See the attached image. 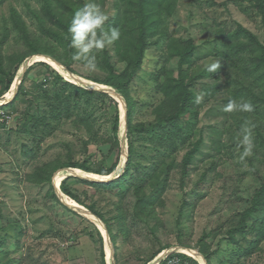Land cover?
Segmentation results:
<instances>
[{
    "label": "rangeland",
    "instance_id": "374dc122",
    "mask_svg": "<svg viewBox=\"0 0 264 264\" xmlns=\"http://www.w3.org/2000/svg\"><path fill=\"white\" fill-rule=\"evenodd\" d=\"M87 2L1 0L0 54L4 57V66L12 70L20 57L30 53L32 46L44 51L51 44L58 50L57 54L64 55L60 39L65 34L57 31L43 10L49 3L53 15L67 16L70 10H77ZM94 2L108 15L106 29L108 23L121 13V8L123 15L128 8L122 0ZM168 3L165 0L160 5L166 31L145 41L142 66L132 75L127 90L135 102L134 123L146 127L156 124L158 110L172 107L167 104L169 96L165 87L177 85L181 79L180 53L188 54L184 84L190 91L188 103L191 107L183 113V120L193 127L190 130L193 135L187 140L189 143L175 153L169 149L167 140L169 131L175 129L171 126L159 128L161 140L143 139L137 143L140 152L146 149L161 154L166 152L165 162L172 164L164 175L169 181L168 188L158 195L160 203L155 206V216L149 221L150 228L157 231L155 236L149 234L150 228L143 230L141 227L144 224L145 228L148 222L145 215L138 226L132 210L125 223L112 224L117 235L115 257L117 254V264H142L139 260L147 262L160 245L173 248L183 244L199 249L203 242L212 254V264H236V259L232 258L236 249L230 232L240 223L243 211L250 206L264 180V78L257 68L261 53L243 33L248 30L264 44L263 16L251 0H171V6ZM117 45L115 42L106 49L115 73L121 74L127 69V63L120 61ZM134 45L138 52L139 45ZM37 60H48L46 62L52 65L49 66L62 74L65 83L81 85L51 60L41 56ZM215 61L220 62V68L209 73L206 65ZM37 64L29 67L31 70L23 79L21 86L25 93L20 95L19 90L13 106L0 110V115L6 113L11 117L6 130L0 131V238L3 240L0 264H103L102 244L89 236L90 232L96 235L99 227L106 237L103 225L94 216L97 227L60 201L53 181L56 179L57 184L60 176L64 178L66 173L54 169L68 161L87 162L90 166L108 169L119 157L118 169L112 173L117 176L125 160L121 145L124 104L112 96L104 101L93 97L90 105L81 101L75 104L76 107H60L65 111L60 116L53 114L58 103L54 92L63 93L65 85H52L54 75ZM22 66L15 81L20 77ZM105 68L97 66L95 71H89L79 61L71 65L72 73L87 83L104 80ZM168 77H172V81ZM2 84L0 82V88ZM34 99L37 103L31 108V114L35 112L45 121L47 119V125L37 126L38 121L28 116L29 102ZM230 100L250 101L254 110L225 112L224 107ZM117 114L120 119L116 137L113 126ZM246 122L252 126L254 147L250 156L241 159L243 149L237 145ZM197 142L199 149L185 175L184 158L195 149ZM71 178L68 184L72 191L87 204H97L106 218L122 212V206H118V190L99 192L76 180L78 178ZM252 220L260 223L262 219L258 215ZM252 220L248 222L249 226ZM244 237L247 238L238 235L237 239L245 250L252 241L259 240L260 244L250 257L241 259V264H264V238L257 239L258 234L250 230ZM103 248L106 264H112V260L107 259L110 250L108 246L106 250L104 239Z\"/></svg>",
    "mask_w": 264,
    "mask_h": 264
},
{
    "label": "trees",
    "instance_id": "16d2710c",
    "mask_svg": "<svg viewBox=\"0 0 264 264\" xmlns=\"http://www.w3.org/2000/svg\"><path fill=\"white\" fill-rule=\"evenodd\" d=\"M163 1L165 0H122V2H126L125 7H128L126 9V12L123 15V8H121V13H118L116 18L113 19L111 23H108V28L118 27L121 32L120 39L116 41V44H118L116 52L120 57V61L127 63V69L123 73H115V68L114 65L110 62V56L107 49L97 53L98 68L106 67L105 71L107 74L104 80H95V82L116 89V91H118L124 97L128 106L127 126L129 156L125 172L118 179L107 183L90 182L79 178L76 180L90 186L91 188L96 189L99 192L109 193L118 190V199H120L118 206H122V212H119L117 214L118 216L106 218L105 214L100 211V209H98L97 204H95L94 202L87 204L72 191L70 185L68 184V181L73 179L71 178V176L67 177L61 184V190L65 195L72 198L85 208L89 209L95 216H97L105 223L110 234L111 240L115 244L116 249L117 235L114 233L112 224L114 222H116V224L118 225L125 223L129 211L132 210V215L135 221L137 220V225H141V217L144 214L148 222L145 228H143L144 224L141 225V227L143 230H145L146 228H150L149 221L154 218L155 206L160 203L158 195L162 194L168 188L169 181L168 178H166V176L164 175L171 169L172 164H170L169 162H165L164 158L166 157V152L164 154H161L159 153V151L150 152L148 149H146L145 151L142 150V152H140L137 143L143 139H147L148 141L161 140L163 136L162 134L158 135V133L160 132L159 128L162 125H165V127L171 126L177 129V131L175 133V129L169 131V137L167 138V140L170 143L169 149L173 153H175L177 150H179V148L182 149V147L185 146L186 143L188 144L189 141L187 140L190 139V135H193L192 131L190 132L192 126L190 127V125H188L183 120V113L186 112L187 107H191V105L188 103L190 101V91L188 85L184 84V80L186 77L184 73V66L189 61L188 54L183 55L182 53H180L179 68L181 79L176 82L178 84H167L165 87V91L169 96L167 104H171L172 107L168 109L164 107L160 109V111L158 110V116H156L155 120L157 121L156 124H151L146 127L143 125H136L134 123L135 102L129 95L127 85L130 83L132 75L136 73L142 66V62L145 55V41L148 40L150 37L154 36L155 34H161L166 31V28H164L162 23V18L165 15L160 9V5ZM168 1V5L171 6V0ZM251 3L259 9L263 16L262 25L264 29V0H251ZM70 11L71 12L68 13L67 16H64L65 14H62L57 17V15L52 14V10L49 3L46 5V9L43 10V13L45 12L47 14L49 22L53 24L57 31L60 33L62 31V33L65 34L64 38H59L61 40V45H64V55L61 53L57 54L56 51L58 50L51 44H48L46 48L47 50L44 51L40 49H35V47L32 46L30 53L27 54V56L20 57L17 61L16 66L11 70L4 66V57H2V55L0 54V82L3 83L2 88H0V98L11 89L19 69L28 57L46 54L61 62L71 72H73L71 69V65L74 62L72 56L75 50L70 47V36L68 33V26L76 10L74 9ZM135 28L138 29L135 31ZM23 29L25 32V28ZM243 33L247 34L248 39H250L251 41L250 44H256L260 50L261 54L258 57L260 63L257 68L259 72L262 71L261 73H263L264 78V44H261V40L248 30H243ZM134 44L139 45L138 52H136V46ZM140 44L142 45L140 46ZM187 52L190 53L189 51ZM37 65H41L48 68L47 70L50 72V75H54V81L52 82V85L54 84L55 86L58 83H63L65 85V90L63 93L60 91L54 92V98L58 101V103L54 106L55 110H53V114L57 113L60 116L61 113L65 112L60 110V107L61 109H63L65 105L76 107V105L80 104L81 101H85L88 105H90L91 101L93 100V97H99L103 99V101L105 99H111V97L106 93L90 91L83 87L73 85L71 83H65L62 75L58 71L52 69L46 63H38ZM30 70V68L27 70L24 76V80L26 79V76ZM168 80L172 81V77H168ZM19 90L20 95L25 93V91L23 90V86H20ZM45 95H49V93H45ZM13 101H15V99ZM13 101L7 106L0 108V110L6 107H12L14 104ZM34 101L35 99L29 102L31 107L28 111V116H30L31 118H35L33 121H38L37 126L41 124L47 125V119L45 121V118L40 117L38 113L35 112L31 114V108L37 103V101ZM66 113H69V111H66ZM119 119L120 118L117 114L116 124L113 126V131L115 132L116 137L119 133ZM4 130H6L5 124L0 126V131ZM144 133H146L145 136H143ZM136 135L142 137H137ZM259 135L260 134H258V137ZM157 136L158 138H156ZM198 144L199 142L195 144V149L190 151L184 158L183 167L185 168V175H187L189 166L194 160L195 152L197 151V149H199ZM119 164V157L117 158L116 163L108 169H106L105 166L93 167L87 164V162L80 163L68 161L55 167L54 171L56 172L59 169L65 168H76L87 173L108 176L118 169ZM51 186L53 185L51 184ZM152 188L154 189L153 191L151 190ZM127 204H129L130 207H128ZM258 215L262 220L259 221L260 223H255L252 219ZM1 218L2 214L0 210V219ZM251 220L252 224L249 226L248 222H250ZM246 230H250L253 233L256 232L259 236V238L257 239L264 238V180L262 182L261 188L252 197L250 206L243 211L240 223L230 232V239L233 241V245L236 249L235 253L232 254V258L234 257L236 259V264H241V259L243 257H250L258 249L257 247H259L260 244L259 240L252 241L250 242L249 247L245 250V247L239 244L237 237L238 235H240L243 236L244 239H246L247 237H244V234L247 232ZM156 232L157 231L155 228H150L149 234L155 236ZM89 236L92 239L96 238L100 242V244H102L101 259L102 263L106 264L105 252L103 248V238L101 236V233L99 232V230L96 229V235L93 232H90ZM158 240L159 239H157V241ZM2 243L3 240L0 238V244ZM202 243L200 242V245L198 246L199 251L204 254L208 262L212 264V254L207 251L206 246H203ZM168 248L170 247L166 245H160V248L152 254V257L149 258L147 262L144 260H139V262H142V264H148L153 261L163 250ZM180 257H182L186 261H189L191 264H199L192 258H189L185 255H181ZM116 260L118 262L117 254Z\"/></svg>",
    "mask_w": 264,
    "mask_h": 264
},
{
    "label": "clouds",
    "instance_id": "9594fccd",
    "mask_svg": "<svg viewBox=\"0 0 264 264\" xmlns=\"http://www.w3.org/2000/svg\"><path fill=\"white\" fill-rule=\"evenodd\" d=\"M107 20H108V15L105 13V11L98 4H96L94 2V0H88L87 3H85L82 7H79L75 11V13L73 14V16L71 18L70 24L68 26V33L70 36V47L75 50L74 54L72 56V59L74 61L81 62L83 64L84 68H86L89 71H95L97 66H98L97 65V53L102 52L107 47H110L117 40L120 39L121 32H120V29L118 27H109L107 29L105 28V23ZM31 57H33V56H31ZM37 63H46V62L37 61L33 65H35ZM46 64L52 66L49 63H46ZM219 68H220V62L219 61L211 62L208 65H206V70L209 73H213V72L217 71ZM54 70H56V69L54 68ZM14 83H15V81H14ZM13 84H12V86H14ZM11 89H12V87H11ZM10 90L7 93H10ZM6 94L3 96L4 98L6 97ZM199 100H200V98L197 97V102H199ZM253 110H254V108H253V105L250 101H239L238 102L235 100H230L227 103V105H225V107H224L225 112H236V111L252 112ZM8 125L9 124H5V127L7 128ZM240 135H241V139H240V142L237 145V147L243 149V151L241 152L240 158L244 159L245 157H248L252 154V150L254 147L253 137H252V126H250L246 122V124L241 128ZM91 174H93V173H91ZM99 232L101 233L100 230H99ZM101 235H102V233H101ZM102 237H103V235H102ZM103 239L105 240L104 237H103ZM110 239H111V237H110ZM107 246L108 245H107V241H106V250H107ZM114 246H115V244H114ZM177 247H180L181 249H176ZM177 247H173L170 249L168 248L167 250H171V251L175 250V251L173 253H171L170 255H168L166 258H164L159 264H166L168 262V260L174 259V258L180 259L182 264H191L189 261H186L182 257H180L181 255H185L189 258H192L193 260H195L196 262L201 264V261L198 258L193 257V256L188 255L187 253L183 252L184 249L198 250V251H199V249H196L193 247H188V246H183V245L177 246ZM164 251H166V249L163 250L152 262H154L157 258H159V256ZM202 255H204V254H202ZM204 257H205V255H204ZM107 259L112 260L111 254H110V256H108V254H107ZM115 260H116V257H115ZM152 262H150L148 264H151ZM207 262H208V260H207ZM117 263L118 262L116 260V264ZM112 264H113V261H112ZM208 264H210V263L208 262Z\"/></svg>",
    "mask_w": 264,
    "mask_h": 264
},
{
    "label": "water",
    "instance_id": "95a60500",
    "mask_svg": "<svg viewBox=\"0 0 264 264\" xmlns=\"http://www.w3.org/2000/svg\"><path fill=\"white\" fill-rule=\"evenodd\" d=\"M38 56L44 57L45 59H49L52 62H54V63L58 64L59 66H61L62 68H64L65 71L68 72L69 77L74 78L77 82H79L81 84L80 86H82L83 88H85L87 90H91V91H97V92L106 93L109 96H112L115 99H117L119 101H122L123 104H124V108H125L124 132H123V140L121 142L122 152L124 154L125 160L123 162V165H122L120 173L117 176L109 175V178H106V176L102 177L101 175H96V174H92L91 176L90 175L82 176V175H79L78 173H76V171L79 170V169H76V168H65V169L60 170V171H63L64 173H66V176L63 178V180L65 178H67L68 176H71V177H76V178H79V179H82V180H87V181H90V182L107 183V182H111V181H113L115 179L120 178L123 175V173L125 172V169H126V166H127V161H128V156H129V153H128V150H129V145H128V126H127L128 106H127V103H126L124 97L118 91H116V89L111 88V87L108 88L107 86L106 87L98 86L97 83H91V82L87 83L81 77H78L74 73L70 72L69 69L66 66H64L62 63L58 62L56 59L52 58L51 56H49V55H36V56H33V57L29 58L27 60V62L22 66V69H21V72H20L21 74H19L20 77L19 76L17 77L15 83L13 84L14 86H12V89L10 90V93H12V95L9 98L5 97V98H3V100H0V107H4V106L10 104L16 98L28 68L38 61L37 60ZM44 62H46V61H44ZM77 85H79V84H77ZM79 171H82V170H79ZM87 174H89V173H87ZM55 181H56V179H55ZM55 181H53V185L55 187L56 194H57L58 198L60 199V201L67 208L71 209L72 211L76 212L77 214H79V215H81V216H83L85 218H88L89 220L93 221L97 225L95 220H93V219L88 217V214L95 216L90 210L86 209L84 206H81V207L73 206V205H71V204H69V203H67V202H65L63 200V198L60 196V194L58 192V190L60 188L57 189L56 186H55L56 185ZM59 191H61V190H59ZM96 219H97V217H96ZM98 221L103 225V227L105 229L106 237H105V234L101 231V229L97 225L98 229L101 231V233H102L103 237L105 238V240L109 241V242H107V245H108L109 250L111 252V258H112L113 264H116V260H115V246H114V244L112 243V241L110 239L109 232H108L107 227L104 224V222L102 220H100L99 218H98ZM176 249H181V248L177 247ZM174 251L175 250H172V251L171 250H166V251H164L159 256V258H157L151 264H159L164 258H166L168 255H170ZM192 251H195V252H197V254L202 256L205 264H208V262H207L206 258L204 257V255H202L198 250H192Z\"/></svg>",
    "mask_w": 264,
    "mask_h": 264
},
{
    "label": "bare ground",
    "instance_id": "6f19581e",
    "mask_svg": "<svg viewBox=\"0 0 264 264\" xmlns=\"http://www.w3.org/2000/svg\"><path fill=\"white\" fill-rule=\"evenodd\" d=\"M45 61V60H44ZM46 61H48V60H46ZM57 66V65H56ZM55 66V67H56ZM58 68H59V66H58ZM68 73V72H67ZM7 96H8V98L12 95V93H8V94H6ZM125 109H124V107H122V116H123V123H124V114H125V111H124ZM76 173H78L79 175H82V176H86V175H88L86 172H84V171H79V170H77L76 171ZM92 174H90V176H91ZM103 177V176H102ZM62 182H63V177H61L60 176V178L57 180V189H59L60 187H61V184H62ZM59 191V190H58ZM59 194H60V196L63 198V200L65 201V202H67V203H69V204H71V205H73V206H79V207H81L80 205H78L77 203H75L73 200H71L70 198H68V197H66V196H64L63 195V193H61L60 191H59ZM88 217L89 218H91V219H93V220H95L94 218V216L93 215H90V214H88ZM103 230V229H102ZM183 252H185V253H187L188 255H191V256H193V257H196V258H198L200 261H201V264H205V262H204V260H203V258H202V256H200L199 254H197V252H195V251H192V250H187V249H184L183 250ZM110 254H111V252L109 251V253H108V256H110Z\"/></svg>",
    "mask_w": 264,
    "mask_h": 264
},
{
    "label": "built area",
    "instance_id": "2783aa9c",
    "mask_svg": "<svg viewBox=\"0 0 264 264\" xmlns=\"http://www.w3.org/2000/svg\"><path fill=\"white\" fill-rule=\"evenodd\" d=\"M11 117L9 114L7 115L6 113L0 115V126L3 124H9ZM166 264H182L181 260L178 258L170 259Z\"/></svg>",
    "mask_w": 264,
    "mask_h": 264
}]
</instances>
